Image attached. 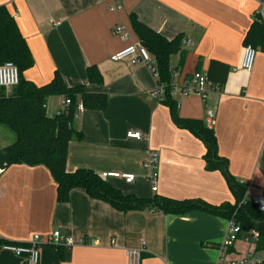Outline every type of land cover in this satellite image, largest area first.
I'll return each mask as SVG.
<instances>
[{
	"label": "crops",
	"instance_id": "obj_1",
	"mask_svg": "<svg viewBox=\"0 0 264 264\" xmlns=\"http://www.w3.org/2000/svg\"><path fill=\"white\" fill-rule=\"evenodd\" d=\"M14 17L33 57L24 77L38 85L57 71L68 86L85 84L89 92L107 94L103 110L83 109L72 125L82 139L71 140L66 168L87 167L97 174L132 173L104 179L121 192L137 196L157 193L175 199L201 198L210 204L232 202L233 195L219 170H207L202 140L171 120L169 108L155 101V79L142 64L110 56L140 43L129 16L171 39L181 33L182 52L170 56L181 117L212 119L220 155L228 169L246 184V197L264 191V51L256 49L251 71L241 66L243 39L251 22L264 23V0H0ZM122 25L124 39L114 33ZM212 59L229 66L221 91L182 95L179 87L195 72L206 73ZM95 65L102 83H89L86 68ZM63 96L47 99L48 115L63 106ZM141 132L129 138L126 132ZM14 136L7 135L10 144ZM148 150L158 152L157 190H151L144 167ZM227 219L192 210L122 212L109 203L72 188L66 202L57 201L56 184L43 165L10 164L0 174V238L26 243L45 238L54 229L83 244L70 248L39 246V264H127L126 248L145 242L140 264H215ZM246 231L228 249L227 259L246 254L264 257ZM0 264H25L22 256L0 249Z\"/></svg>",
	"mask_w": 264,
	"mask_h": 264
},
{
	"label": "trees",
	"instance_id": "obj_2",
	"mask_svg": "<svg viewBox=\"0 0 264 264\" xmlns=\"http://www.w3.org/2000/svg\"><path fill=\"white\" fill-rule=\"evenodd\" d=\"M129 19L140 44L155 59L158 82L165 88L161 102L168 106L172 122L203 141L205 169L221 171L233 195V201L210 204L201 198L175 199L157 193L147 197L125 194L90 168L78 167L68 171V144L71 140L82 139L81 131L72 125L78 112V104L83 109L103 110L107 105V94L89 92L85 84L68 86L57 71L48 82L41 85L25 78L24 72L33 65V57L14 17L5 5H0V64L5 61L13 62L19 72V82L9 92L0 87V125L7 127L15 137L13 142L0 147V166L4 168L17 163L47 167L56 184V197L59 202L68 201L72 188H81L89 197L107 202L124 213L145 210L181 214L200 210L227 220L232 219L242 231L256 230L258 238L255 250H264V211L258 210L246 197V185L229 172L227 158L219 154L217 138L211 126L202 119L181 117L170 94L173 72L169 59L172 54L182 52L183 35L179 33L167 39L140 22L134 14ZM243 43L264 51L262 20L256 18L251 22ZM228 72L227 64L212 59L205 76L220 87ZM86 75L89 83H102V76L95 65L86 68ZM55 95H62L69 103L54 115H48L47 99ZM4 244L25 243L0 238V249Z\"/></svg>",
	"mask_w": 264,
	"mask_h": 264
},
{
	"label": "built area",
	"instance_id": "obj_3",
	"mask_svg": "<svg viewBox=\"0 0 264 264\" xmlns=\"http://www.w3.org/2000/svg\"><path fill=\"white\" fill-rule=\"evenodd\" d=\"M114 33L122 38H128V32L122 25H116L114 27ZM184 44H189L191 41L184 40ZM256 55V49L251 44H244L241 66L247 72L251 71ZM112 61L125 60L130 64H142L144 65L150 74L155 79V85L150 90V96L157 102H160L164 96V85L158 82V72L156 69L155 59L148 49L140 44L134 43L125 46L121 50L115 52L110 56ZM19 82V72L16 65L11 61H5L0 64V87H3L6 92H9L11 88L17 85ZM172 87L174 83L172 81ZM172 89V88H171ZM179 92L182 95H200L205 97L208 91L220 92L221 88L211 83L204 73L195 72L179 87ZM171 94V91H170ZM178 107V102L175 101ZM69 103L68 99H63V106ZM78 112L83 110L81 104L77 106ZM208 126L212 125V119L206 120ZM126 136L129 138H141V132L136 130H129L126 132ZM158 160L159 155L155 150H148L147 156L143 161V165L148 170L147 180L150 183L151 190L156 192L157 180H158ZM3 171V167L0 166V174ZM101 177L107 176L120 177L126 183H131L135 180V175L132 173H107L102 172ZM245 184V182L240 181ZM246 185V184H245ZM253 204L256 205L258 210L264 211V191L259 195H249L247 197ZM241 227L235 223L232 219L228 220L226 232L223 240L218 246V257L215 264H262L263 257L255 256L253 254H246L242 257L235 259H227L226 254L228 249L239 238L242 233ZM258 232L256 230H248L246 232L245 239L251 241H257ZM84 240L75 239L72 236L61 233L59 230L54 229L45 238L33 236L25 244H4L1 246L4 250H9L17 256H22L25 264H39L40 263V251L39 246L43 244H49L54 246H62L70 248L75 245L83 244ZM145 251V242L141 240L137 246H131L126 248L125 253L127 256V264H140L141 254Z\"/></svg>",
	"mask_w": 264,
	"mask_h": 264
},
{
	"label": "rangeland",
	"instance_id": "obj_4",
	"mask_svg": "<svg viewBox=\"0 0 264 264\" xmlns=\"http://www.w3.org/2000/svg\"><path fill=\"white\" fill-rule=\"evenodd\" d=\"M11 135L14 136V134L5 126L0 125V145L6 143V136ZM263 255V253L260 254V257Z\"/></svg>",
	"mask_w": 264,
	"mask_h": 264
}]
</instances>
